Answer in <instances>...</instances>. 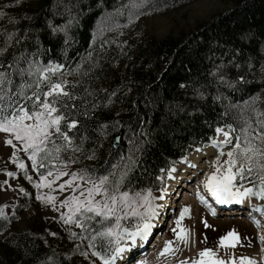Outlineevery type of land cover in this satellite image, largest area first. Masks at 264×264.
<instances>
[{"label":"trees","instance_id":"trees-1","mask_svg":"<svg viewBox=\"0 0 264 264\" xmlns=\"http://www.w3.org/2000/svg\"><path fill=\"white\" fill-rule=\"evenodd\" d=\"M192 1L152 0L154 8L150 5L140 17L178 10ZM123 3L127 0H20L19 4L0 0V11L5 13L0 18V46L5 33L15 31L19 40H14L0 59L7 67L13 55L27 51L40 66L63 64L64 72L80 63L81 74L61 77L78 98L84 95V88L96 93L97 102L115 91L112 104L98 108L87 121L81 117L80 132L70 133L78 140L86 129L89 139L84 151L62 153V157L71 155L76 162L69 164L77 171L87 168L96 175L106 174L111 165L121 163V156H128L133 134L143 132L137 140L143 142L142 150L136 153L138 162L125 187L154 191L160 185L157 177L168 168L197 148L211 146L216 127L228 130L225 125L232 124L237 129L232 135H239L237 105L242 107L249 98L258 96V106H264V0H233L229 8L198 23L193 30L162 38L146 34L133 38L136 20L101 34L106 25L127 24L126 14L114 12ZM69 9L72 15H79L78 22L69 28L65 44L62 34L56 38L50 35L48 25L65 24ZM12 18L16 23H10ZM25 36L29 39H20ZM221 62L228 79L243 75L245 82L235 89L220 85L212 73ZM85 71L87 75H83ZM194 89H199L203 98ZM217 96L220 99H215ZM115 121L121 123L113 128ZM105 122L106 135L94 131L98 123ZM118 134L120 144L114 146ZM92 151L96 158H86ZM12 222V218L0 220V235ZM47 257L57 262L53 249L45 247L30 228L0 237V264H45Z\"/></svg>","mask_w":264,"mask_h":264},{"label":"snow or ice","instance_id":"snow-or-ice-1","mask_svg":"<svg viewBox=\"0 0 264 264\" xmlns=\"http://www.w3.org/2000/svg\"><path fill=\"white\" fill-rule=\"evenodd\" d=\"M16 3L19 4L20 0H16ZM150 5L154 8L152 0H127V3L121 4L120 8L114 9L118 15H127V24L106 25L100 30L101 34L103 31H112L132 24L141 15L146 14L144 9ZM71 7L78 8V5ZM4 15L5 13L0 11V18ZM78 15L79 12L75 16L72 15L69 9V18L65 24L56 26L49 23L50 35L56 38L62 34L64 43L67 44L69 28L78 22ZM10 23H16L15 19H10ZM4 35L3 46H0V57L4 56L14 40L19 43L15 31ZM20 39H29V37ZM33 56L34 54L22 51L21 55H13L7 67L4 66V60L0 59V133L6 134L3 143L13 149L11 159L16 168L23 172L24 179L36 190L35 200L59 213L58 221L65 226L70 239L81 241L80 245H76L75 252L89 260L90 264H96V260H99L100 264H117V260L122 258L124 253L138 247V242H147L152 235L163 207L157 201L165 199L167 187L159 189V196H154L150 188L137 191L125 187L126 182L130 183V173L138 162L136 153L142 150L143 142L137 143V140L143 132L133 134L128 156H121V163L111 165V170L106 174L96 175L94 170L87 168L68 172L67 165L76 161L71 155L63 158L62 153L84 151V144L89 139L86 129L84 133L79 134L78 140L70 133L73 130L80 132L78 125L81 124V117L87 121L98 108H106L112 104L114 102L112 97L116 92L113 91L103 97V102H97L96 93L84 88V95L78 98L75 92L68 89L69 82L61 77L81 74L82 64L78 63L74 69L64 72L61 71L65 67L63 64L40 66ZM91 57L92 53L89 52V60ZM23 64L27 67H22ZM224 67L221 62L216 65L212 73L220 85L235 89L237 84L245 82L243 75L228 79L227 73L223 71ZM235 67L240 68V65L236 64ZM261 70L264 72V66ZM87 74V71L83 73V75ZM194 91L203 98V93L199 89ZM88 97L93 99L90 101ZM215 99L220 97L217 96ZM259 100L258 96L252 97L242 107L236 106L239 108V135L233 136L232 133L237 129L232 124H228L225 125L228 130L221 127L215 129L216 134H223V140L210 141L211 146L217 149V156L212 165L215 171L210 175L205 173V179L201 183L217 204L242 203L252 197L264 200V106H258ZM77 108L80 109L79 112ZM120 123L115 121L112 127L116 128ZM107 128L106 122L98 123L94 131L106 135ZM229 144L231 148L226 153L227 159L221 163V157L225 156L223 149ZM196 150L200 151L199 148ZM18 151H23L27 155L28 160L31 161L32 171L39 176L38 181H34L29 175L25 163L17 156ZM86 158L95 159V151L90 152ZM182 162L188 163L190 167H196L188 162L186 157ZM164 171L165 169H161V172ZM166 171L169 179L175 178L173 176L175 167H170ZM5 174L13 178L16 176V173L11 171ZM65 176L68 179L57 185L56 182ZM157 179L162 178L157 177ZM246 183L249 186H245ZM4 184L8 185V181L5 180ZM57 188L61 192L65 190L71 192V195L59 201V206L53 194ZM41 189L48 191L42 192ZM18 191L24 196L29 195L23 187H19ZM196 196L201 204L208 207L215 215V209L211 208L199 190ZM5 207L0 206L2 221L9 220L5 214ZM253 211L264 216V206L253 205ZM187 215H190V209L185 206L180 210V215L175 220V227L172 229L174 240L165 241L159 255H171L178 251L179 248L174 246V241L188 245L189 230L181 224ZM252 220L257 228L261 227L259 220L255 217H252ZM2 227L3 225H0V228ZM74 227L80 229L79 233L72 230ZM204 227H210L207 221H204ZM50 234L56 235V233ZM259 240L264 245V236H260ZM85 241L86 246H84ZM238 245L244 246L241 237L235 230H231L219 237L216 247L235 249ZM248 246H251L250 242ZM198 256L199 259H192L191 264H258L255 258L247 256L232 257L226 261L219 257L217 250L213 248H204ZM45 264H55V262L52 257H47ZM178 264H189V261H178Z\"/></svg>","mask_w":264,"mask_h":264},{"label":"rangeland","instance_id":"rangeland-1","mask_svg":"<svg viewBox=\"0 0 264 264\" xmlns=\"http://www.w3.org/2000/svg\"><path fill=\"white\" fill-rule=\"evenodd\" d=\"M232 3L233 0H194L184 6H181L178 10H169L167 12L156 13L148 17H139V19L135 22V27L132 33L133 38L137 40L142 34L162 38L170 33L176 34L183 30H193L198 23L210 20L215 14L223 12L225 9L229 8ZM5 136L6 134L0 133V206H6L4 209L5 214L9 218H12L13 222L6 233L0 235V237L4 238L6 235L16 234L24 229L30 228L34 234L40 237L45 247L53 249L55 260H57L55 264H90L89 260H86L84 257L75 252L76 245H80L81 241L79 239L75 241L70 239L67 231L65 230V226L58 221L59 213L52 211L50 207H44L35 200L36 190L27 180L24 179L23 172L18 170L16 165L13 163L11 159L13 149L3 143ZM215 139L223 140V134H216ZM230 148L231 145L229 144L223 149L225 151V156L221 157V163L223 160L227 159L226 153ZM214 149V155L207 160L206 167L202 170L200 169L198 171L195 167H190L188 163H178L174 166L177 171L173 174V176L177 179V183L179 182L178 190L185 188L186 190L184 189V191L185 193L187 192L186 196H184V192L180 193V196L182 194L183 195L179 198L177 196L176 200L174 197L177 192L174 195L167 194V190L169 188L168 186H170L173 181L168 178L167 173H162L160 175L162 179L159 180V189L166 186L167 190L165 192V199L157 201V203H160L163 207L160 210L161 215L157 219V222L159 221L160 224H157V227L154 228L153 232L158 230L161 238L155 247H146L147 260L142 262V258H140L141 260L138 259V262L136 263L178 264V261L188 260L189 264H191L192 259H199L198 253L201 250L204 248H213L214 250H217L218 256L226 261H229L232 257L247 256L255 258L258 264H264V260H262V256H264V251H262V249H264V245H262L259 240L260 236H264V216H261L260 213L253 211V205L264 206V200L252 197L251 199H245L242 203H235L237 205H242L245 208V213L242 215L238 214L229 216L228 214L213 215L210 209L201 204L200 200L196 196L197 190H199L204 196V191H202L204 190V186L201 182L205 179V173L210 175L215 171L212 165L215 157L217 156V149ZM17 156L25 163L28 173L33 177V180L38 181L39 176L32 171L31 161L28 160L27 155L23 151H18ZM8 171L15 172V178L8 177L5 174ZM67 171L74 172L77 170L73 165L68 164ZM194 172L197 174L199 173V178L195 176L198 180H196L194 175H192ZM186 176H193V178L186 179L184 178ZM66 179H68L67 176L61 177V180L57 181L56 184L58 185ZM5 180L8 181V185L11 187L4 184ZM195 182L197 185H194ZM184 185L186 186L184 187ZM19 187H23L29 195L24 196L19 193ZM159 189L152 191L154 196L160 195ZM41 191L47 192L48 190L41 189ZM53 194L56 196L57 205L59 206V201L71 195V192L70 190L61 192L57 188ZM205 199L208 201L209 205H211V208H216V205H214L211 200H208L206 197ZM172 201L174 202V205L177 203L175 208L173 205L172 207L168 206L171 205ZM185 206L190 209V215L185 216L181 221V224L184 228L189 230L188 245L185 246L183 243L174 241V246L179 248L178 251L171 255H159L164 247L165 241L174 240L172 229L175 227V220L179 217L180 210ZM226 210L228 211L229 209ZM61 211H64V209H61ZM168 212L169 217L166 215L168 219L166 218V221H163V216H165V213ZM248 212H250L251 215L249 213L247 216L246 214ZM252 217H255L260 221V228H257L254 225ZM204 221H207L210 227L205 228ZM72 230L78 233L80 231L79 228L75 227ZM231 230H235L239 233L244 246L238 245L235 249L230 247L227 249L223 247L217 249L216 245L219 237ZM177 231H179V229H177ZM50 233H56V235L53 236ZM152 235L148 239L149 242L152 240L155 242V239L159 236L157 235L155 237L154 235L153 237ZM249 242L251 246H248ZM86 243L87 242L85 241L84 246H86ZM139 249L141 248L138 247L135 252L137 251L138 253ZM137 253L129 255L126 253V261L132 262L135 260V256L133 255H136ZM149 256H151L150 259ZM96 264H100V261L96 260Z\"/></svg>","mask_w":264,"mask_h":264},{"label":"bare ground","instance_id":"bare-ground-1","mask_svg":"<svg viewBox=\"0 0 264 264\" xmlns=\"http://www.w3.org/2000/svg\"><path fill=\"white\" fill-rule=\"evenodd\" d=\"M214 153H215V149H214V147H212V146H210V147H207V148H205V149H200V151H197V150H194V151H192L189 155H188V157H187V160H188V162H190L191 164H194V165H196V167H195V169L196 170H202V169H204L205 167H206V162H207V160L211 157V156H213L214 155ZM201 161H202V163H201ZM211 162V161H210ZM177 171V170H176ZM175 171V172H176ZM185 171V170H184ZM174 172V173H175ZM173 173V174H174ZM192 175H194V177L196 176V177H198L199 178V173L197 174L196 172H194ZM195 177V178H196ZM181 178H183V177H181ZM184 178H186V179H192L193 178V176L192 177H184ZM196 180H198L197 178H196ZM172 185H173V183H171L170 184V186H168L169 188H168V191H169V193H170V191H171V187H172ZM194 185H197L196 184V182L194 183ZM186 185H184V187H185ZM193 186V185H192ZM196 188H198V187H196ZM183 189V188H182ZM202 191H204L203 193H204V196L208 199V200H210L209 199V197H211L212 198V196H211V194L209 193V192H207L205 189L204 190H202ZM172 193V192H171ZM186 194H187V192L185 193L184 192V196H186ZM169 196V195H168ZM172 205H174V203L172 204ZM171 205V206H172ZM176 207V205L174 206V208ZM213 209H215V208H213ZM215 212L219 215V214H221L222 215V213L223 212H220V211H217L216 209H215ZM225 215V214H224ZM160 238H161V235H159V237L158 238H156L155 239V242L152 240L151 242H150V244L148 243V246L147 247H151V248H153V247H155L156 245H157V243L160 241ZM153 239V238H152ZM154 242V243H153ZM152 243V244H151ZM142 244H143V242H138V247H141L142 246ZM138 247H136V248H133L131 251H129V252H126V253H128V255L129 254H133V253H137V251L135 252V250L138 248ZM126 253H124L123 254V257L122 258H120V259H118L117 260V264H125L124 262L126 261ZM146 255H147V253L142 257V262L143 261H145V260H147V257H146ZM151 255V254H150ZM151 258V256H149V259ZM120 261V262H119ZM127 264H138V263H136V262H134V261H132V262H130V263H127Z\"/></svg>","mask_w":264,"mask_h":264},{"label":"water","instance_id":"water-1","mask_svg":"<svg viewBox=\"0 0 264 264\" xmlns=\"http://www.w3.org/2000/svg\"><path fill=\"white\" fill-rule=\"evenodd\" d=\"M114 146H119L120 144V135H116L113 141Z\"/></svg>","mask_w":264,"mask_h":264}]
</instances>
